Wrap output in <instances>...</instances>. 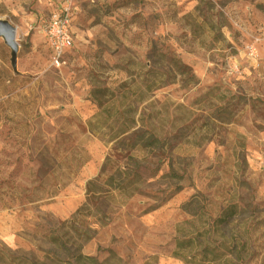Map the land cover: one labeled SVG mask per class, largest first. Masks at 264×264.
<instances>
[{
    "label": "rangeland",
    "instance_id": "obj_1",
    "mask_svg": "<svg viewBox=\"0 0 264 264\" xmlns=\"http://www.w3.org/2000/svg\"><path fill=\"white\" fill-rule=\"evenodd\" d=\"M55 8L73 15L58 68ZM0 20L17 44L14 72L0 38V264H184L177 228L231 206L214 241L264 264V0H0ZM96 89L159 144L107 143Z\"/></svg>",
    "mask_w": 264,
    "mask_h": 264
},
{
    "label": "trees",
    "instance_id": "obj_2",
    "mask_svg": "<svg viewBox=\"0 0 264 264\" xmlns=\"http://www.w3.org/2000/svg\"><path fill=\"white\" fill-rule=\"evenodd\" d=\"M152 88L153 84L146 87V90L151 92ZM104 92L107 91L104 89H96L95 91H91V96L94 97L93 101L104 113L105 123L112 121L111 127H116V131L108 137L107 143L119 145L123 144L126 140H137V142H139L138 146H141L142 149L156 147L159 144V138L154 134L152 129H145V131L139 135V130L142 129L144 121H142L141 116H136L135 110L127 108L111 115L110 111L116 108L114 101H112L113 97H110L109 103L106 106L95 98L96 95L101 94V100ZM129 160H131V158H129ZM90 185L91 182H88L86 186V199L88 198ZM80 213L81 208L75 211L70 220L74 221ZM237 216L238 212L236 211V207L231 206L223 209L220 214L213 219L210 229L196 230L188 234L178 227L176 230L177 235L174 239L172 258L178 259L184 264H243L238 244L235 243L234 240L232 243L224 240L215 242L213 238L214 233L232 224ZM48 242L54 247L60 246L59 237H54L53 234L48 237ZM73 262L74 264H98L95 259L83 257L81 255L73 256ZM144 264L150 263L144 262Z\"/></svg>",
    "mask_w": 264,
    "mask_h": 264
},
{
    "label": "built area",
    "instance_id": "obj_3",
    "mask_svg": "<svg viewBox=\"0 0 264 264\" xmlns=\"http://www.w3.org/2000/svg\"><path fill=\"white\" fill-rule=\"evenodd\" d=\"M72 17V11L69 8H55L49 14L44 38L50 64L55 68L62 65L66 52L72 48Z\"/></svg>",
    "mask_w": 264,
    "mask_h": 264
},
{
    "label": "water",
    "instance_id": "obj_4",
    "mask_svg": "<svg viewBox=\"0 0 264 264\" xmlns=\"http://www.w3.org/2000/svg\"><path fill=\"white\" fill-rule=\"evenodd\" d=\"M0 38L4 44L10 49V64L12 70H16V55H17V44L15 41V29L4 20H0Z\"/></svg>",
    "mask_w": 264,
    "mask_h": 264
},
{
    "label": "crops",
    "instance_id": "obj_5",
    "mask_svg": "<svg viewBox=\"0 0 264 264\" xmlns=\"http://www.w3.org/2000/svg\"><path fill=\"white\" fill-rule=\"evenodd\" d=\"M86 174H87V173H86ZM90 177H93V176H90ZM90 177H89V174H87V177L84 178V182H86L88 179H90Z\"/></svg>",
    "mask_w": 264,
    "mask_h": 264
}]
</instances>
